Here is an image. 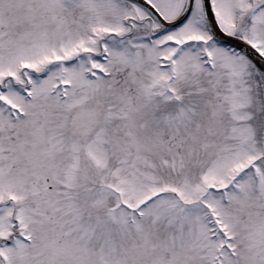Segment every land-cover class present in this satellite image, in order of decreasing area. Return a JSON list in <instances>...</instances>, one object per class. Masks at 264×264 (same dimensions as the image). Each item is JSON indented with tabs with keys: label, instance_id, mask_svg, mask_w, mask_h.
<instances>
[{
	"label": "snow or ice",
	"instance_id": "6c2138e0",
	"mask_svg": "<svg viewBox=\"0 0 264 264\" xmlns=\"http://www.w3.org/2000/svg\"><path fill=\"white\" fill-rule=\"evenodd\" d=\"M0 264H264V0H0Z\"/></svg>",
	"mask_w": 264,
	"mask_h": 264
}]
</instances>
